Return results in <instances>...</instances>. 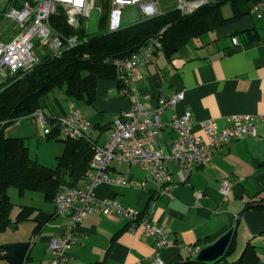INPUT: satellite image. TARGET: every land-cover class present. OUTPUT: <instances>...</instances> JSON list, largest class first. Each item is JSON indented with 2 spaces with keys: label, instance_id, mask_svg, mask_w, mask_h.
I'll return each instance as SVG.
<instances>
[{
  "label": "crops",
  "instance_id": "1",
  "mask_svg": "<svg viewBox=\"0 0 264 264\" xmlns=\"http://www.w3.org/2000/svg\"><path fill=\"white\" fill-rule=\"evenodd\" d=\"M244 5L239 2L241 9L248 7ZM224 6L229 7V13L223 12ZM222 7L223 17L230 18L231 3ZM249 7L248 13L236 20L190 39L171 57L161 50L154 54L151 64L143 70L144 78L132 93L143 108L152 110L158 105L160 96L181 91L182 101L174 112H163L161 121L166 125L173 115L181 116L189 110L193 117L191 129L196 135L201 133L199 124L204 121L213 119L221 128L232 116H263L264 6L260 14L252 11L251 3ZM247 30L253 31L257 38L249 40L243 33ZM233 37L238 38L237 45L232 44ZM122 91L121 84L117 85L114 80L99 81L95 102L85 106H93L95 110L101 107L100 111L92 117L84 116L96 121L101 118L99 113L110 109L115 110L116 117L128 110L132 107L131 101L121 95ZM109 96L113 97L106 102ZM95 123L90 134L97 144L102 145L109 138L102 137V133L108 130L110 134L111 125ZM94 130L99 131L97 135ZM159 132V143L167 149L174 133L166 126ZM257 132L254 138L230 142L218 149L213 160L194 168L184 184L179 182L177 174L180 166L170 163L174 186L167 194L158 193L147 180V175L130 165L124 171H120L121 167L117 170L128 177L129 186L100 184L94 189V197L100 201L115 200L123 207L139 210L141 216L163 226L174 245L159 251L162 264L194 259L188 257L186 246L198 244L204 248L231 229H234L233 255L236 258L249 242L257 254V249L264 247V127L259 126ZM223 183L230 186L226 196L222 194ZM196 193L200 194L197 199ZM50 203L52 214L33 221L46 223L32 240L29 259L24 264H51L49 240L66 232L69 220L54 215L53 201ZM56 217L64 218L63 225H59L60 218L54 220ZM44 229L46 234L42 233ZM76 234L77 242L67 252L68 264H151L156 253L155 238L146 237L140 230L129 231L126 219L114 215L88 216L78 226ZM24 242L28 241L17 239L9 244Z\"/></svg>",
  "mask_w": 264,
  "mask_h": 264
},
{
  "label": "built area",
  "instance_id": "2",
  "mask_svg": "<svg viewBox=\"0 0 264 264\" xmlns=\"http://www.w3.org/2000/svg\"><path fill=\"white\" fill-rule=\"evenodd\" d=\"M15 6L7 9L5 18L17 26L18 33L10 42L0 41V90L5 81L21 78L34 69L42 58L59 57L66 49L76 47L81 43L77 35L63 36L50 23L54 14L61 12L65 22L73 29L81 26L80 19L87 18L94 8V0H12ZM218 0H178L177 8L182 15H190L194 11ZM138 8L142 19H151L162 14L158 0H110V11L107 18V31L116 32L121 29L122 11L125 7ZM264 0L252 6V11L260 14ZM101 10V9H100ZM164 28L157 36L149 38L137 52L125 58L112 59L117 78L123 91L131 101L128 110L120 112L111 124L110 136L100 145L93 139L90 131L92 121L74 105L63 116L47 117L43 110L30 114L33 120L40 123L42 137L48 138L53 132L62 139H88L93 145L90 165L84 175L81 186H60L53 197L54 215L66 217V232L63 236L49 240L48 249L51 264H68L67 252L76 244L78 226L86 217L101 214L125 218L129 231H142L146 237L155 238V256L151 264H162L159 251L174 245L168 231L141 216L139 210L123 207L115 200H96L94 189L100 184L118 187L129 186L131 182L124 174L117 173L122 165L140 168L147 180L152 183L157 192L167 194L173 190V176L170 163H177L180 168L179 182L184 184L194 168L204 166L213 160L214 153L227 143L240 141L257 136L259 126L264 127V115L232 116L226 119L223 127L219 128L212 119L201 122V133L192 131L193 117L189 110L181 116L173 115L166 125L162 123L161 115L165 111L174 112L182 101L183 93L176 92L169 96H160L156 107L145 110L138 98L132 93L138 82L143 79V70L150 65L154 54L161 49L160 37ZM237 45L238 38L231 39ZM4 74V76H2ZM173 132L168 148L164 149L159 143L158 134L163 127ZM222 194H228L229 185L223 183ZM196 199L200 197L195 194ZM202 250L200 245L186 246L188 257L197 258Z\"/></svg>",
  "mask_w": 264,
  "mask_h": 264
},
{
  "label": "trees",
  "instance_id": "3",
  "mask_svg": "<svg viewBox=\"0 0 264 264\" xmlns=\"http://www.w3.org/2000/svg\"><path fill=\"white\" fill-rule=\"evenodd\" d=\"M109 1L101 0V7L106 11L99 17L97 30L93 33H89L84 24L73 30L65 22L61 12L54 14L50 19L53 28L63 36L77 35L81 38V43L74 48L64 50L59 57L42 58L41 62L26 75L10 82L6 80L0 90V230L16 229L19 224L30 221L34 210L30 206L20 207L12 222L10 212L13 204L7 195L9 187L16 188L21 195L25 191L42 193L43 197L51 202L60 186L77 187L79 183H83L94 151L88 139H58L57 133L53 132L46 139L60 140L63 152L57 157L55 167H47L30 159L25 144L26 139L5 136L4 130L7 126L18 120L27 119L30 114L38 110H43L42 101H45L57 88L63 89L67 97L74 101L92 105L96 99L99 81L114 80L117 85L119 84L112 59L125 58L137 52L149 38L157 36L163 28L160 50L167 57H171L190 39L236 20L248 13L250 3L253 6L262 0H218L190 15H182L181 12L173 9L151 19H142L137 24L125 26L116 32L107 31ZM239 2L248 7L241 9ZM225 3H231L230 18H224L220 11ZM14 4L16 5L17 2ZM243 33H246L249 40L257 38L251 30ZM65 113L63 111V115ZM54 115L50 113L47 117L52 119ZM45 223L40 221L35 223L31 231L30 246ZM234 243L232 238L226 255L213 262L190 258L177 264H258L259 256L250 242L245 245L239 257L230 260L234 252ZM5 252L0 246V261H4ZM27 259H29L28 252L24 262Z\"/></svg>",
  "mask_w": 264,
  "mask_h": 264
},
{
  "label": "rangeland",
  "instance_id": "4",
  "mask_svg": "<svg viewBox=\"0 0 264 264\" xmlns=\"http://www.w3.org/2000/svg\"><path fill=\"white\" fill-rule=\"evenodd\" d=\"M158 2L160 6V11L162 12L171 11L178 7V0H158ZM12 5L15 6L12 0H0V41L4 43L10 42L13 36H16V34L18 33L17 26L15 25V23L5 18L7 9ZM94 5L95 6L93 10L90 11L89 16L87 18L82 17L80 19V24H84L86 30L89 33L96 32L97 24H99L98 19L106 11V9H103L101 7V0H94ZM125 8L126 9L122 11L121 28L137 24L139 21L142 20V16L139 13L138 8L133 6ZM222 9L225 14L229 13L228 6H224L222 7ZM49 95L50 96H48L45 101H42V109L43 112H45L46 116H49L50 113L63 116V111H67L69 109V105H74L75 108L81 109L80 111L84 115L92 117L96 113V111H100L101 108L97 107V109L95 110V107L93 106H85L82 102L74 101L68 98L67 95L64 93L63 89L61 88L55 89ZM112 97H107L106 102H108V99ZM98 116H101V118L97 117L98 119L96 121L93 118V121L89 118L88 119L92 121V124L95 122H100L101 125H111L115 121L114 119L116 118V112L115 110L110 109L109 111H106L102 114L99 113ZM93 132L97 135L99 131L94 130ZM41 133L42 132L40 129V123H38L37 120H32L31 117L27 119L18 120L7 126L4 130V134L6 137H23L26 139L25 144L28 149V155L30 159L36 161L41 165H47V167H55L57 157L60 155L61 152H63L62 142H60V140L58 141V139H61V137H59L58 139L47 140L46 137H42ZM102 135H104L102 137L110 136L108 130L103 132ZM126 168L127 165H123L121 166L120 171H124ZM7 195H9L8 197L13 204V209L10 212V219L12 222L15 220L16 215L19 212L20 207L22 206H30L34 208L31 214V219L33 220L19 224L16 229L8 228L5 230H0L1 247L4 245H8L9 243L17 239H22L23 241L27 240L28 242H30L32 238L31 231L35 225L33 221H35L36 218L40 217L39 219H42L44 217H47L46 215L48 214L51 215L53 208L52 204L43 197L42 193L39 192L34 191L33 193V191H25L21 195L18 193L16 188L9 187L7 189ZM58 218H60L61 220L59 222V225H63V223L65 222L64 218L56 217L54 220ZM45 229L42 231V233L44 232V234H46L47 232L45 231ZM257 254L259 255L258 264H264V247L258 248ZM231 258L236 259L233 254L229 259L232 260ZM0 264L8 263H6L5 261H0Z\"/></svg>",
  "mask_w": 264,
  "mask_h": 264
},
{
  "label": "water",
  "instance_id": "5",
  "mask_svg": "<svg viewBox=\"0 0 264 264\" xmlns=\"http://www.w3.org/2000/svg\"><path fill=\"white\" fill-rule=\"evenodd\" d=\"M2 76H4V74H2ZM233 236L234 229L228 230L225 234L215 240L213 244L202 248L197 256V260L202 262H213L224 257L232 242ZM29 246V242L12 243L2 246V249L6 251L4 261L8 264H23L26 254L29 251Z\"/></svg>",
  "mask_w": 264,
  "mask_h": 264
}]
</instances>
